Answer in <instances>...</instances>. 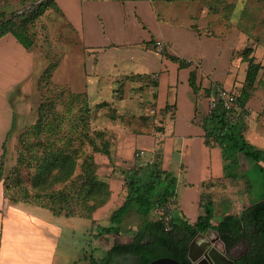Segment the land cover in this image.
<instances>
[{"label":"crops","instance_id":"crops-1","mask_svg":"<svg viewBox=\"0 0 264 264\" xmlns=\"http://www.w3.org/2000/svg\"><path fill=\"white\" fill-rule=\"evenodd\" d=\"M53 1L61 19L82 44L83 72L87 76L83 91L90 97L112 94L114 83H121L123 78L153 82L150 85L146 81L152 99L145 113L151 116L148 127L135 134L119 130L110 144L114 169H103L111 189L109 204L115 202L114 198L118 204L122 202L123 181L137 164L134 155L139 149L144 151L146 165L156 159L161 170L175 177L174 214L181 221L193 224L203 214L202 205L207 201L212 211L210 221L215 225L225 215L239 214L262 198L264 155L255 161L237 153L238 165L227 175L221 148L205 144L202 127L218 90L235 93L242 86L246 65L241 52L247 38L237 29L225 34L208 33L206 24L198 23L197 14L202 12L191 0ZM174 3L179 5L175 7ZM255 54L252 56L256 60ZM167 55L185 60L186 65ZM35 56L32 47L25 48L11 33L0 37V162L7 142L14 140L15 125L29 117L30 109L18 95L35 91L33 97L37 99L40 74L33 79ZM191 72L199 85L197 93L189 84ZM261 79L259 75L252 91L261 97H249L245 110L237 108V112L245 141L264 152ZM3 160L5 164V152ZM101 160L109 163L106 156ZM253 171L260 176L262 192L258 196L249 176ZM131 214L140 217L130 212L123 221ZM62 233L57 216L50 210L7 199L0 182V264H61L57 251Z\"/></svg>","mask_w":264,"mask_h":264},{"label":"trees","instance_id":"trees-1","mask_svg":"<svg viewBox=\"0 0 264 264\" xmlns=\"http://www.w3.org/2000/svg\"><path fill=\"white\" fill-rule=\"evenodd\" d=\"M22 10L15 11L10 16L0 13V37L11 33L27 49L35 44L32 28L38 18L48 9H56L53 0H29ZM170 59L186 65L185 60L167 55ZM242 61L247 63L242 86L235 92V103L226 109L222 102L214 96V106L203 117L202 127L205 132V144L209 147L219 146L225 161V172L231 175L233 167L238 165L237 153L242 152L247 158L259 161L264 152L247 143L243 136V124L238 118L237 108L245 110L259 77L264 69L252 56L251 48L241 52ZM54 65L44 69L42 77L48 81ZM189 84L197 93L199 85L191 72ZM209 95V91H206ZM66 94L65 96H63ZM107 104L102 102L99 106ZM91 108L87 103L86 92L72 93L57 89L52 99L39 104L38 115L32 126L22 132L19 141L25 147L27 158L22 153L18 161L26 169V180L20 174L10 179L3 177L4 152L0 162V182L4 187V195L9 200H20L35 203L47 208L56 216H73L79 214L78 206L85 211L86 216L94 218L95 211L106 204L111 197L108 176L101 178L97 173V163L94 152L104 154L109 161L110 145L106 140L99 146L95 136L104 137L103 131L89 129ZM67 124L70 136L59 137L62 126ZM44 133L55 136L56 139L42 137ZM77 134L78 143L74 145ZM4 150V147H3ZM32 167L34 169H29ZM114 169V168H113ZM139 169H145L140 172ZM31 170V171H30ZM28 183H25V182ZM124 198L108 216V224L93 223L89 236L94 239L107 236H120L124 217L135 212L141 221L132 227L130 240L114 242L101 258L92 255V246L88 256V264H111L122 255L136 257L135 264H147L160 257L169 256L182 264H189L187 249L193 237L207 228L215 230L226 249H230L241 241L251 247L234 260V264H264V193L262 198L239 214L225 215L215 225L211 224L212 211L210 202L203 203V214L198 216L193 224L179 220L172 213L169 222L170 230H165L163 219L158 213L169 199L176 196V179L167 171L161 170L154 159L146 166L134 164L123 181ZM76 207H75V206ZM92 241L90 246L92 245Z\"/></svg>","mask_w":264,"mask_h":264},{"label":"rangeland","instance_id":"rangeland-1","mask_svg":"<svg viewBox=\"0 0 264 264\" xmlns=\"http://www.w3.org/2000/svg\"><path fill=\"white\" fill-rule=\"evenodd\" d=\"M177 1V0H175ZM194 6H197V16L199 24H206L207 32L217 31L220 33H227L230 29L238 30L246 40V47L252 49V54L256 56V62L264 63V0H191ZM29 0H0V13L5 16H10L15 11L22 10L28 5ZM173 5H179L174 3ZM198 25V24H197ZM35 44L32 48L36 54V67H34V78L39 74L37 83L36 100L33 97L34 92L27 95H18L23 97V103L29 107V117L24 119L19 125H15L14 140L8 141L5 151V164L2 175L7 181L20 174L26 180V169L19 163L18 157L21 156L20 149L27 158L25 147L21 146L19 138L22 132L26 131L32 126L38 115L39 104L48 99H52L56 95L57 89H62L64 92L82 93L84 92L87 82V76L83 72L84 53L83 47L78 37L69 30L68 26L61 19L60 14L56 9L46 10L35 22L32 28ZM54 65L51 70L50 78L47 80L42 77L44 69L49 65ZM247 67V63L245 62ZM38 71V72H37ZM37 72V73H36ZM261 82L259 87H264V71L259 72ZM146 81L148 84H153L149 79H135L134 77L123 78L121 83H114V91L112 94H98L90 97L87 94V103L91 108V115L89 117V129L91 131H103L104 137L95 136V140L99 146L101 141L106 140L109 145L112 139L117 136L118 131L124 133H133L140 131L142 128H147L151 116L145 115L149 112L146 108L151 105L150 87L146 88ZM139 83H141L139 85ZM141 88V89H140ZM258 88V87H257ZM256 91L252 94L254 100H257ZM64 94L63 96H65ZM106 102L107 104L100 105ZM15 116V124L17 122ZM119 131V132H120ZM69 127L67 124L62 126L59 137L70 136ZM42 137L47 139H56L55 136L44 133ZM77 137V134H73ZM74 145H77L78 138H75ZM105 155L100 152H94V158L97 163V173L101 178L107 176L103 169H110L114 167L113 163L102 162ZM135 158V157H134ZM137 164L146 166V158L140 157L134 159ZM29 169H34L29 167ZM257 169V168H256ZM31 171V170H30ZM249 176L254 180L253 191L258 195L262 192V187L258 182L260 176L258 171L249 173ZM25 183H28L27 181ZM113 204H108L99 207L95 213L94 218L88 217L85 211L78 206L79 214L71 216H57V222L60 223L63 230L58 246L57 257L61 264H88V256L91 254L92 246L96 250L92 252L95 258H101L106 249L114 242L128 241L131 238L132 227L140 223L141 218L136 214H131L125 221L122 222V233L120 236H107L105 238H98L92 241L89 236L93 223L101 225L108 224V216L116 207L119 200L114 198ZM20 201V200H15ZM24 202V201H23ZM75 206V205H74ZM76 207V206H75ZM51 212V211H50ZM52 213V212H51ZM74 228L73 231L69 228ZM211 236L214 232L209 231ZM92 241V245L90 246ZM222 247L220 243H217ZM246 242L242 241L229 249L228 253L232 256H239L246 251ZM78 258V259H77ZM75 261V262H74ZM116 264H135L136 257L133 255H122L116 258Z\"/></svg>","mask_w":264,"mask_h":264},{"label":"water","instance_id":"water-1","mask_svg":"<svg viewBox=\"0 0 264 264\" xmlns=\"http://www.w3.org/2000/svg\"><path fill=\"white\" fill-rule=\"evenodd\" d=\"M214 232V236L209 234ZM220 243L222 247H219ZM224 243L221 241L218 233L207 228L196 234L188 244L187 257L189 264H234V260L239 256L232 257L228 253ZM147 264H182L175 258L169 256H160Z\"/></svg>","mask_w":264,"mask_h":264},{"label":"built area","instance_id":"built-area-1","mask_svg":"<svg viewBox=\"0 0 264 264\" xmlns=\"http://www.w3.org/2000/svg\"><path fill=\"white\" fill-rule=\"evenodd\" d=\"M159 48H161L160 44L157 43ZM217 98L222 102V105L226 109H230L233 107L235 103V95L233 92H230L229 90L225 88H221L217 92ZM211 107L214 106V98L211 100ZM144 151L142 149H139L138 151L135 152L134 157L139 159L143 155ZM174 209V199H169L164 203V205L160 209V215L163 219V222L165 224V230L169 231L170 230V225L169 222L172 218V213Z\"/></svg>","mask_w":264,"mask_h":264},{"label":"flooded vegetation","instance_id":"flooded-vegetation-1","mask_svg":"<svg viewBox=\"0 0 264 264\" xmlns=\"http://www.w3.org/2000/svg\"><path fill=\"white\" fill-rule=\"evenodd\" d=\"M241 242H242V241H241ZM246 245H247V244H246ZM250 250H251V247H249V246L247 245V247H246V251H245V252H249ZM245 252H244V253H245ZM244 253H242V254H244ZM242 254H241V255H242ZM241 255H239V256H241Z\"/></svg>","mask_w":264,"mask_h":264}]
</instances>
